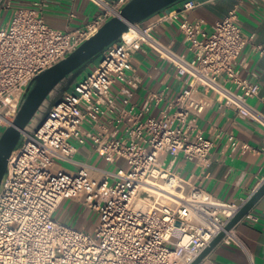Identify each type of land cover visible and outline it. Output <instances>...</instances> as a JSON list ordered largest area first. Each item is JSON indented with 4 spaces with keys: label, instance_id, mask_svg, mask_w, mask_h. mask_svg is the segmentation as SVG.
Segmentation results:
<instances>
[{
    "label": "built area",
    "instance_id": "built-area-1",
    "mask_svg": "<svg viewBox=\"0 0 264 264\" xmlns=\"http://www.w3.org/2000/svg\"><path fill=\"white\" fill-rule=\"evenodd\" d=\"M91 1L99 12L75 29L47 24V0L15 10L0 26L2 129L12 123L32 78L74 51L129 0ZM244 1L256 0H238L210 32L203 18L189 19L196 0H180L145 24H130L97 65L62 93L37 130L22 131L0 187V264H190L222 231L220 243L242 245L236 225L225 227L248 198L220 200L173 165L181 156L208 175L223 132L205 136L199 119L213 101L264 125V114L249 102L264 103L260 85L235 66L254 37L243 35L238 22ZM163 23L176 25L191 58L153 34ZM144 45L174 67L181 86L170 97L164 84L137 106L131 99L142 78L131 60ZM253 47L264 54L262 44ZM225 136L232 152L247 148L232 132ZM86 144L104 165L77 156ZM64 200L95 213L92 232L56 217ZM207 257L198 264H209Z\"/></svg>",
    "mask_w": 264,
    "mask_h": 264
},
{
    "label": "crops",
    "instance_id": "crops-1",
    "mask_svg": "<svg viewBox=\"0 0 264 264\" xmlns=\"http://www.w3.org/2000/svg\"><path fill=\"white\" fill-rule=\"evenodd\" d=\"M35 1L0 0V26L8 25L15 10L34 7ZM196 1L200 4L189 13V19L203 18L206 21V29L210 32L212 25L223 18L238 0ZM179 4L180 1L175 3ZM98 12L99 7L91 0H47L43 7V16L47 24L60 30L81 27ZM237 13L243 35L253 34L254 37L241 50L235 66L240 70L241 76L259 83L260 97L264 98V54H260L253 47L255 44L264 46V0L244 1L240 3ZM152 18L149 17L143 23L149 22ZM153 34L162 42L170 44L175 51L185 53L188 58L192 57L184 43L182 33L175 24H160L153 30ZM99 60L100 56L85 71L92 70ZM131 61L136 73L142 78L140 87L135 90L131 99L135 105L140 106L149 91L159 90L164 84L171 87L170 97L176 95L181 81L176 77L174 67L160 58L153 49L144 45L133 54ZM249 102L264 114V103L260 98L249 99ZM152 112L155 114L157 110L153 109ZM199 127L204 135L211 139L215 138L219 131L223 132L222 137L216 138L212 149L208 175L200 174L193 162L181 156L177 157L173 169L184 176L193 175V179L201 187L220 200L239 203L242 198H248L264 180V125L252 118H241L234 109L213 101L199 119ZM229 132L247 148H239L232 152L226 145L225 134ZM77 156L80 159L105 164L104 160L92 151L89 144L80 146ZM119 163L124 164V161L120 160ZM63 208L66 210L59 217ZM55 215L86 230L92 229L96 220L95 213L73 200H64L58 206ZM235 232L242 245L219 243L208 254L209 264H264V195L236 224Z\"/></svg>",
    "mask_w": 264,
    "mask_h": 264
},
{
    "label": "water",
    "instance_id": "water-1",
    "mask_svg": "<svg viewBox=\"0 0 264 264\" xmlns=\"http://www.w3.org/2000/svg\"><path fill=\"white\" fill-rule=\"evenodd\" d=\"M180 0H129L118 15L110 17L93 35L83 41L74 51L51 67L36 75L28 84L21 99L16 116L0 133V187L7 171V162L12 151L21 140V133L46 104L41 120L33 128L37 130L50 107L68 90L85 69L98 58L103 50L128 30L130 24L139 23L179 2ZM264 195V180L248 197L238 212L230 219L225 229L233 228ZM220 232L190 263L198 264L217 246L224 236Z\"/></svg>",
    "mask_w": 264,
    "mask_h": 264
},
{
    "label": "rangeland",
    "instance_id": "rangeland-1",
    "mask_svg": "<svg viewBox=\"0 0 264 264\" xmlns=\"http://www.w3.org/2000/svg\"><path fill=\"white\" fill-rule=\"evenodd\" d=\"M86 72V71H85ZM84 72L81 74L83 75ZM80 77V76H79ZM72 86V85H71ZM46 107V104L44 103V105L40 108V112L36 113V115L33 117V119L31 120V122L29 123L28 127L26 130L28 131H33V128L36 126V124L41 120V113L44 112V109ZM3 129H1L0 131H2ZM91 163H96L94 162V160H91L90 161ZM109 168H112L111 166H109ZM66 208V207H65ZM66 209L63 208L62 212L59 214V217H61V215L63 214V212L65 211ZM87 221V220H86ZM90 232H92V229H88Z\"/></svg>",
    "mask_w": 264,
    "mask_h": 264
}]
</instances>
